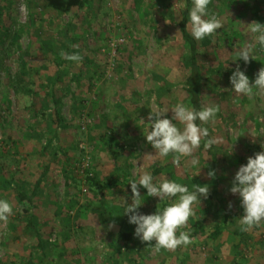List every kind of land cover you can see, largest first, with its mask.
I'll use <instances>...</instances> for the list:
<instances>
[{
    "label": "rangeland",
    "instance_id": "1",
    "mask_svg": "<svg viewBox=\"0 0 264 264\" xmlns=\"http://www.w3.org/2000/svg\"><path fill=\"white\" fill-rule=\"evenodd\" d=\"M185 8L186 0H91L88 9L74 8L61 15L49 10L44 0H0V20L9 28L4 35L0 22V170L8 181L33 186L41 170L50 166L34 214L40 227L54 229L50 238L53 246L45 253L36 250L34 232L27 228L26 215L16 200L17 185L0 179V198L8 199L15 213L8 221H0V264H26L31 258L35 264H48L50 259L55 264H113V250L96 240L95 234L117 237L121 231L119 215L109 214L116 207L122 208L120 198L131 203L129 181L139 178L140 168L152 173L163 167L158 180H186L190 176L210 181L216 177L219 192L215 206L209 203L213 189L209 186V194L201 197L196 213L208 203L213 209L228 207L235 214L229 230H239L237 221L243 209L239 196L229 190L239 167L255 155L248 149L264 150V93L251 98L237 95L232 92L230 77L239 64L254 83L264 67V50L246 31L254 21L264 23V0H211L209 5L210 12L224 23L217 36L199 41L202 94L206 106L220 107L215 122L206 125L222 140L214 177L209 176L211 161L198 150L193 157L199 167H193L191 158L176 165L171 156H147L155 155V150L143 133L151 109H163L159 100L163 90L177 89L184 79L173 49L182 45L177 24ZM157 26L170 36L168 49L159 43ZM15 34L19 35L17 41L12 40ZM42 42L52 44L61 54L71 47V54L78 52L83 57L80 63L66 61L63 65L70 73L72 91L60 93L66 129L55 124L49 130L41 110L43 100L38 94H28L44 90L43 74L58 70L56 63L46 64ZM246 44L253 45L254 59L250 57L247 64L242 59L233 61ZM19 80L24 87L16 91ZM135 92L141 97H134ZM178 100L183 102V97ZM172 115L169 109L168 118ZM105 132L114 133L119 170L101 140ZM114 174L125 184L107 191L89 189L88 178L97 175L107 182ZM140 191L147 195L146 189L141 187ZM144 201L141 214H153L170 202L156 197ZM135 227L121 264H231L237 256L248 264H264V225L241 231L242 239L227 232L216 243L206 244L203 236L193 234L189 220L192 243L175 250H158L152 247L155 241L141 242Z\"/></svg>",
    "mask_w": 264,
    "mask_h": 264
},
{
    "label": "clouds",
    "instance_id": "2",
    "mask_svg": "<svg viewBox=\"0 0 264 264\" xmlns=\"http://www.w3.org/2000/svg\"><path fill=\"white\" fill-rule=\"evenodd\" d=\"M210 3L211 0H191L187 27H190L194 40L214 38L218 35L217 30L224 26L222 19L210 12ZM246 31L254 35L259 48L264 50V23L254 21L246 26ZM252 51L253 45L242 46L235 53L236 58L233 61L242 59L247 64L250 57L253 58ZM62 55L71 62L80 63L83 60L78 52ZM230 83L232 92L237 95L251 98L253 95L264 93V67L258 71L253 83L237 64L230 77ZM169 109L173 113L171 118L167 116ZM219 112V105L202 106L197 110L182 102L172 105L171 108L151 109L148 116L149 123L143 128V133L155 150V155L147 156L162 158L171 156L176 165H179L182 159L191 158L193 167H199L193 154L201 147L202 142L205 149H211L222 143L220 138L211 135L209 127L206 126L215 122ZM261 147L264 149V145ZM138 171L139 178H131L129 181L131 203L126 197L120 198L123 216H128V222L136 226L135 236L141 242L155 241L152 247L158 250H175L189 246L192 238L188 222L195 215L196 206L201 207V197L208 196L209 186L195 184L190 190L186 185L175 180H158L143 168ZM209 176L214 177L215 172H209ZM141 187L147 190L146 197H156L161 202H170L153 214H141L139 209L145 203V196L141 195ZM229 191L240 198L243 209V215L237 221L240 231L246 232L264 225V150L249 157L247 163L239 167ZM14 214L12 203L8 199L0 198V221H8ZM180 229L188 230L178 231Z\"/></svg>",
    "mask_w": 264,
    "mask_h": 264
},
{
    "label": "trees",
    "instance_id": "3",
    "mask_svg": "<svg viewBox=\"0 0 264 264\" xmlns=\"http://www.w3.org/2000/svg\"><path fill=\"white\" fill-rule=\"evenodd\" d=\"M46 3V7L49 10H54L59 14L66 13L74 8H77L79 11H84L88 9L91 5V0H44ZM191 8V0H186V8L182 12V17L177 24V28L180 33L182 45L178 46V48L173 49L176 52L177 58L179 59V67L184 73V79L181 83V86L175 90L165 89L162 92L160 97L161 107L162 108H171L172 105L176 103H181L178 98L183 97V102L185 104L191 105L193 108L199 110L202 106L206 107V102L202 94V83L204 81V75L202 72V65L200 64V49L201 43L199 41L194 40L191 36L190 27H187L188 21V12ZM1 22V26L5 31L4 35L9 31L8 27H5ZM32 23H35V19H33ZM157 35L159 36V43L161 47L164 49H168L169 44V34L167 31H162V28L156 27ZM19 35L15 34L12 38L13 41H17ZM40 50L42 54L47 57L46 64H51L55 66V63L58 66L57 72L54 74L49 73L47 70L43 74L44 78V87L45 89H40L39 91H28L29 95L38 94V96L43 100L41 110L43 114L47 117V128L49 130L55 128V124L57 127L66 129L65 121L62 117V107H63V96H61V91L67 94H72L70 82H69V72L66 68L63 67L64 63L68 61L65 59L64 55L59 52H55V48L50 43L42 42L40 46ZM65 54H71L72 48L66 47ZM46 68V67H45ZM49 68V66H48ZM20 81V80H19ZM9 82L12 80L9 79ZM59 84L60 88H57ZM23 84L20 81V85L14 87L16 91L20 88H23ZM134 97H141L137 92L134 93ZM210 129L211 135L215 136L214 131ZM58 132V128H57ZM57 135V134H56ZM113 132H105L101 136V140L105 149L112 154V157L115 160V169L119 170V152L114 149L113 145ZM57 138V136H56ZM55 139V135H54ZM51 141L49 142L50 145ZM49 147L45 150L48 151ZM204 158H208L212 164L208 163L209 169L212 171H217L220 158L219 153L222 152V148L218 145L214 146L211 149H205L203 147V142L201 147L197 149ZM250 154H255L259 151L258 148L248 149ZM55 157V153H54ZM128 167V166H127ZM164 170L163 167L155 169L152 174L156 178L158 175L162 173ZM130 169L126 171L128 177L131 176ZM50 172V166H47L45 169L41 170L40 175L33 186L28 182H22L21 185L17 184L15 181H8L6 176L3 175V170H0V179L4 183L8 185H17V194L16 200L18 204L22 207V210L27 218V228L34 232L35 240H36V250H40L43 253L46 252L47 248L51 245L50 238L53 235L54 229L48 227H40L38 218L34 214V207L37 199L41 196L42 185L46 181L48 174ZM178 183L183 185H187L192 187L195 184L208 185L212 186V195L209 196V203L213 204V201L216 197H218L219 190V180L215 177L210 181H206L205 179H200L198 177H190L187 179L181 180L176 179ZM88 181L91 183L89 185V189H94V187L98 188L102 191L117 189L123 184H125V180H122L119 175H112L107 180V182H103L98 179V176L95 175L93 178H88ZM147 196V195H146ZM144 197L145 199H149L151 197ZM208 205L204 208H200L199 211L195 214V218L190 219V225L193 230V234L197 237L203 236L206 244H214L216 243L224 233H230L236 237H240L242 239L244 237V233L240 230H229L230 223L235 219V214L232 213V210L228 207H219L217 209H213L212 205ZM215 206V204H213ZM118 213V219L120 220L121 231L117 235L116 238H104L97 231L95 234V239L109 246L113 251L114 261L113 264H121L120 258L123 256V250L126 251L129 249L130 242L132 241L131 231L134 228V225L128 222V216H123V207H116L114 211L110 212V217H114L115 213ZM221 218L219 224H215L217 219ZM45 255V254H44ZM249 261L244 258H239L238 256L234 258L231 264H248ZM26 264H35V261L31 258ZM47 264V263H45ZM48 264H55L54 259H50Z\"/></svg>",
    "mask_w": 264,
    "mask_h": 264
}]
</instances>
